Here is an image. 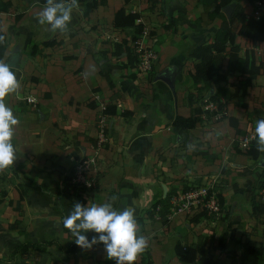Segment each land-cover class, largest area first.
I'll return each mask as SVG.
<instances>
[{"label":"crops","instance_id":"crops-1","mask_svg":"<svg viewBox=\"0 0 264 264\" xmlns=\"http://www.w3.org/2000/svg\"><path fill=\"white\" fill-rule=\"evenodd\" d=\"M6 1L11 5L0 11L7 43L1 59L14 66L21 87L6 100L20 122L13 137L17 160L0 172V264H115L106 258L103 244L90 250L77 246L72 255L64 254L74 237L62 221L75 202L134 208L138 234L148 238L142 264L148 260L182 264L173 249L177 242L204 244L214 261L229 264H239L244 242L264 244V213L251 211L253 204L262 202L258 183L264 166L232 148L234 140L240 142L255 128L264 102V41L236 38L262 61L243 94L240 82L245 77L224 71L227 56L223 71L213 76L214 88H222L232 98L222 100L244 132L237 134L222 112L212 113L206 98L192 105L187 102L193 72L189 53L194 46L211 43L221 23L219 18L210 21L205 0H160L153 7L147 0H106L88 15L79 5L66 32L48 31L50 26L38 23L37 13L46 0L0 3ZM241 3L247 17L252 15L253 5ZM121 7L139 13L140 34L133 27L113 26L114 13ZM133 36L157 53L148 73L128 68L126 51L112 55L114 44L123 39L131 50ZM47 40L57 43L42 45ZM101 72L110 76L113 86ZM160 74H168L169 81ZM91 100L94 107L87 105ZM106 105L132 114H103ZM197 105L203 113L195 127L182 130L172 125L176 115L188 117ZM102 121L108 136L92 166L98 186L64 197L63 178L77 162L94 155ZM204 184L212 185L222 198L218 213H206L205 219L192 222L199 212L173 214L168 208L173 195ZM167 193L166 205L153 208ZM85 234L91 239L94 233ZM222 234L223 247H219ZM23 242L46 244L44 251L29 247L14 253Z\"/></svg>","mask_w":264,"mask_h":264},{"label":"trees","instance_id":"trees-1","mask_svg":"<svg viewBox=\"0 0 264 264\" xmlns=\"http://www.w3.org/2000/svg\"><path fill=\"white\" fill-rule=\"evenodd\" d=\"M79 3L84 4L83 13L88 15L98 5H105L106 0H79ZM127 2L128 0H124ZM150 3V7H153L160 0H147ZM242 1L254 5L258 0H205V6H207V15L211 20L219 18L221 23L214 33V40L211 43L201 44L194 46L189 53V56L193 59V72L190 74L191 85L187 94V102L192 105L198 98H206L214 105L212 110L213 114L223 113L222 118L226 119L227 122L235 129L237 134H243L244 132L238 128L237 120L226 112V102L232 98L228 97L222 88H214L213 76L223 71V61L227 56V64L224 71L228 74L240 73L245 77V80L240 82L241 94L245 92V87L249 85V79L251 75H257L262 68V61L256 56L255 52L251 48H242L241 44L236 41L237 36L246 38L251 42H263L264 41V14L258 19H255L252 15L248 16L245 13V7L242 5ZM46 2V1H44ZM11 3L9 1L0 3V11H7ZM140 15L138 12H131L128 9L121 7L113 16V26L115 28L124 29L127 27H133L137 34H140L143 30V25L138 23ZM1 25V20H0ZM238 25V28H237ZM0 35L5 34L0 29ZM137 36H133L131 44L135 42ZM57 42L55 40H47L42 42L44 46H53ZM127 41L122 40L119 43L114 44V50L112 55H120L123 51H126L127 65L128 68H135L136 56L133 48L125 47ZM6 36L5 41L0 43V59L6 48ZM105 76L110 86H113V81L107 73H102ZM244 86V87H243ZM95 93L99 92L98 88H94ZM235 101V100H234ZM238 102V100H237ZM90 107L95 106L94 100H91L87 104ZM238 105L246 108L247 104L244 102H238ZM103 114H119L121 116H129L132 112L127 110H121L115 105H106L103 108ZM203 110L201 106L197 105L191 109V115L183 117L176 115L173 118L172 125L176 128L187 130L195 127V125L201 121V115ZM258 119H264V102L258 110ZM246 135V134H244ZM96 143V141H94ZM232 148L239 152H243L257 164L264 158V152L257 150L255 139L249 142V145L244 150H240L239 141L234 140L232 142ZM74 173V169H71L69 173L63 178L62 181V195L64 197H70L72 194L80 193L86 190L85 185H73L70 180ZM98 184L95 182L91 188H97ZM258 188L264 189V168L261 172V178L258 183ZM186 190V188H184ZM220 201L222 198L218 194ZM22 198V195H21ZM169 200V194L167 193L164 198L159 197L152 205L153 208H157L158 205L165 206ZM11 204V201L9 202ZM167 208V207H165ZM170 208V205L169 207ZM251 211L253 213L259 212L264 213V201L252 205ZM206 212H199L192 218V222H198L205 219ZM17 224V222H15ZM222 234L219 238V247H223ZM53 242V241H51ZM50 243V242H47ZM46 242L32 243L23 242L19 245L15 252L24 253L29 247H33L36 250L44 251L43 245ZM77 249L76 243L73 241L70 245L63 250L64 254L68 257L72 255ZM174 252L178 256L182 264H216L213 258L209 255L207 248L204 244L196 245H184L177 242L174 247ZM239 264H264V244L252 245L249 242L243 243V248L239 250ZM144 261V260H143ZM144 263V262H143ZM138 264V263H137ZM142 264V258L140 257V263ZM148 264H154L151 260H148Z\"/></svg>","mask_w":264,"mask_h":264},{"label":"clouds","instance_id":"clouds-1","mask_svg":"<svg viewBox=\"0 0 264 264\" xmlns=\"http://www.w3.org/2000/svg\"><path fill=\"white\" fill-rule=\"evenodd\" d=\"M74 9L79 10L78 0L69 3L46 0V6L37 13L38 23L50 26L46 29L48 31L66 32ZM4 41L5 36L0 35V43ZM13 67L0 59V172L12 167L18 154L13 137L20 121L6 103L7 98L18 94L21 87ZM253 139L257 150L264 152V119L256 121ZM62 223L71 232L77 246L90 250L94 245L103 244L106 258L114 260L115 264H137L148 248V238L138 234L135 209L131 207L116 210L111 202L91 206L75 202ZM89 232L94 233L91 239L85 234Z\"/></svg>","mask_w":264,"mask_h":264},{"label":"built area","instance_id":"built-area-1","mask_svg":"<svg viewBox=\"0 0 264 264\" xmlns=\"http://www.w3.org/2000/svg\"><path fill=\"white\" fill-rule=\"evenodd\" d=\"M69 3L70 0H63ZM264 0H258L253 5L252 16L255 19L263 16ZM133 51L136 56L135 69L139 73H148L152 70L153 64L157 58L156 51L146 45L141 39H136ZM98 99V94L94 95ZM29 101L31 99H28ZM209 107L214 109L212 103ZM107 124L102 121L99 127V133L96 141L94 155L83 158L74 166V173L71 177V184L85 185L91 188L97 181V175L92 166L96 162V155L99 154L100 147L105 144L108 136ZM255 135V128L240 139L239 145L242 149L248 147L249 142ZM262 201H264V189L261 191ZM170 210L173 214H190L194 212L218 213L220 211L219 198L212 185L204 184L201 186H191L188 190L175 194L170 200Z\"/></svg>","mask_w":264,"mask_h":264},{"label":"water","instance_id":"water-1","mask_svg":"<svg viewBox=\"0 0 264 264\" xmlns=\"http://www.w3.org/2000/svg\"><path fill=\"white\" fill-rule=\"evenodd\" d=\"M158 77L161 79L169 81V75L168 74H160ZM261 165L264 166V158L261 160ZM163 188L165 191V187H163Z\"/></svg>","mask_w":264,"mask_h":264},{"label":"rangeland","instance_id":"rangeland-1","mask_svg":"<svg viewBox=\"0 0 264 264\" xmlns=\"http://www.w3.org/2000/svg\"><path fill=\"white\" fill-rule=\"evenodd\" d=\"M80 1L78 0V3H79ZM79 5L80 6H82L83 8H84V4L83 3H79ZM254 128H252L251 130H253ZM250 130V131H251ZM97 182V181H96ZM215 263L216 264H229V263H226V262H221V261H219L218 259L215 261ZM230 264H233V263H230Z\"/></svg>","mask_w":264,"mask_h":264}]
</instances>
